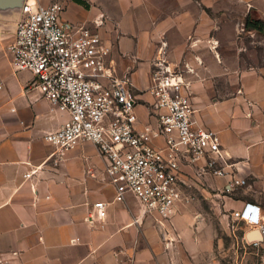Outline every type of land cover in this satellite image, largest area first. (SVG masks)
<instances>
[{
    "label": "crops",
    "instance_id": "1",
    "mask_svg": "<svg viewBox=\"0 0 264 264\" xmlns=\"http://www.w3.org/2000/svg\"><path fill=\"white\" fill-rule=\"evenodd\" d=\"M82 1L88 10L61 0L62 19L90 26L99 13L106 17L99 33L112 45L118 75L129 71L140 124L153 122L146 91L151 62L162 51L188 84L194 121L218 134L250 189L264 192V0ZM19 18L0 21L7 27L0 46V264H216L213 232L191 228V216L175 213L169 221L143 213L130 195L114 201L103 163L98 180L91 168L75 176L48 160L54 149L43 136L66 116L51 111L37 89L25 90L29 72L10 66L6 45ZM247 18L260 21L261 29L247 30ZM215 183L222 188L224 180L208 177L192 186ZM224 197L228 215L245 203L264 213L255 196ZM95 202L106 204L102 222ZM154 221L176 238L175 250L152 228Z\"/></svg>",
    "mask_w": 264,
    "mask_h": 264
},
{
    "label": "built area",
    "instance_id": "2",
    "mask_svg": "<svg viewBox=\"0 0 264 264\" xmlns=\"http://www.w3.org/2000/svg\"><path fill=\"white\" fill-rule=\"evenodd\" d=\"M63 11L61 0H24L6 45L12 70L33 77L25 90L37 89L51 111L66 116L57 130L43 136L54 149L49 161L57 164L77 143L91 144L114 201L123 202L130 195L143 213L164 220L183 205L185 189L205 178L224 180L222 193L227 196L248 185L218 134L194 121L188 84L162 51L151 62L146 91L153 98V122L141 125L129 71L118 75L112 45L99 33L106 17L99 13L87 26L63 20ZM93 209L102 222L106 204L95 202ZM240 225L241 247L264 251L261 207L245 203L229 213L228 233L237 242ZM254 233L262 240L249 238Z\"/></svg>",
    "mask_w": 264,
    "mask_h": 264
},
{
    "label": "rangeland",
    "instance_id": "3",
    "mask_svg": "<svg viewBox=\"0 0 264 264\" xmlns=\"http://www.w3.org/2000/svg\"><path fill=\"white\" fill-rule=\"evenodd\" d=\"M3 45L4 42L0 40L1 50H4ZM254 46L256 47V45ZM2 71L4 70L2 69ZM2 71L0 70V73ZM139 80L141 87H143L145 76L142 73L139 75ZM58 162V166L63 167L72 175L80 176L84 172L85 177L86 171L91 168L95 173L94 177L96 179L100 180L102 177V162L96 156L94 148L89 143H77L71 149L64 152L63 157ZM246 191H248L247 195ZM229 196L234 200L255 196L257 202L264 207V192L257 188H253V190L250 189L249 184L241 189L235 190ZM128 197L131 199L132 203L138 207L139 204H137V201L133 197ZM226 201L227 199H225L224 194L222 193V188L217 183L212 184V186L207 189L204 188L200 190L194 186H190L185 189L183 205L179 206L181 207L180 210L177 208L176 213L191 216V228L194 230L200 225L203 230L213 232L216 264H264V258L262 259L264 251L243 249L241 247V244L239 243V236L242 228L241 225L236 228L238 242L233 236L229 235L227 228L229 206H226ZM152 225V228L156 229L161 235L162 241L169 244V248L175 250L176 245H174V243L176 242V238L169 235L168 231H166L167 234H165L164 231H160L162 226L159 222L154 221ZM170 227L174 228L172 225Z\"/></svg>",
    "mask_w": 264,
    "mask_h": 264
},
{
    "label": "water",
    "instance_id": "4",
    "mask_svg": "<svg viewBox=\"0 0 264 264\" xmlns=\"http://www.w3.org/2000/svg\"><path fill=\"white\" fill-rule=\"evenodd\" d=\"M24 0H0V21H15L20 15L21 7ZM3 31H7L6 25L0 23V40L5 38ZM249 238L262 240L257 233L249 235Z\"/></svg>",
    "mask_w": 264,
    "mask_h": 264
},
{
    "label": "trees",
    "instance_id": "5",
    "mask_svg": "<svg viewBox=\"0 0 264 264\" xmlns=\"http://www.w3.org/2000/svg\"><path fill=\"white\" fill-rule=\"evenodd\" d=\"M77 4L83 6L85 9L88 10V4L82 0H74ZM262 27V23L260 21H254L250 18H247L245 21V28L247 30H259Z\"/></svg>",
    "mask_w": 264,
    "mask_h": 264
}]
</instances>
